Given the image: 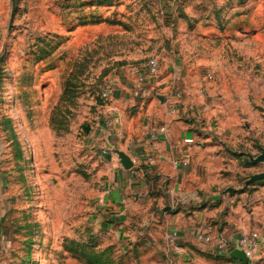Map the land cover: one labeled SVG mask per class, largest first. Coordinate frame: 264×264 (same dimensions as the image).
<instances>
[{"label": "rangeland", "instance_id": "1", "mask_svg": "<svg viewBox=\"0 0 264 264\" xmlns=\"http://www.w3.org/2000/svg\"><path fill=\"white\" fill-rule=\"evenodd\" d=\"M169 116L194 146L173 210L214 242L256 234L264 264V0H0L6 264H242L197 239L168 254L162 231L149 247L154 201L110 220L116 150Z\"/></svg>", "mask_w": 264, "mask_h": 264}, {"label": "crops", "instance_id": "2", "mask_svg": "<svg viewBox=\"0 0 264 264\" xmlns=\"http://www.w3.org/2000/svg\"><path fill=\"white\" fill-rule=\"evenodd\" d=\"M167 1L172 2V0ZM166 120L167 122L163 124L166 126V132L159 135V143L156 147L151 146L147 136L141 138L138 143L128 146L127 151H124L133 160L132 168H125L120 161L114 163L116 165L115 173L110 178L109 195L105 200L106 203L108 202L107 206L112 209L109 212L110 220L123 221L124 224L132 218L130 215H134L135 218L140 215L133 214V211L141 209L140 207L145 208L141 204L142 201H154L147 212L149 221L146 220V223L149 226L143 230L149 247L156 244L157 239L154 234L161 233V231L163 234H167L172 229L179 230L182 246L189 241L194 242L196 240L194 235L198 230L209 231L208 233L213 231L212 227L202 222L201 214L186 216L185 213L189 212L183 209L173 210L175 193H178L182 184L186 185L189 175L187 173L193 168L190 161L192 155L190 154L193 152L194 146L191 142V132L182 128L185 124L183 121H174L170 116L166 117ZM149 154L153 155L151 162L148 159ZM174 160H189L190 167L188 165L175 166ZM168 185L170 189H167ZM7 190L5 174L0 172V264L7 263L5 257L10 247L9 229L6 222L12 201L10 192ZM178 195L182 197L183 193L179 191ZM186 199V196L182 197L183 201ZM133 231L135 232V229L131 230L132 233ZM225 233L227 234V232ZM163 243L166 253L175 252L166 239L163 240ZM170 263L173 264V261L170 260Z\"/></svg>", "mask_w": 264, "mask_h": 264}, {"label": "built area", "instance_id": "3", "mask_svg": "<svg viewBox=\"0 0 264 264\" xmlns=\"http://www.w3.org/2000/svg\"><path fill=\"white\" fill-rule=\"evenodd\" d=\"M158 61L156 59H151L148 61L145 69L148 70L150 74H156L158 71ZM112 91L107 90L105 92V95L107 96L110 94ZM171 112H175V109H172ZM121 117L116 118V122L120 123ZM166 132V126L161 125L158 128L152 130L149 134V140L150 144L152 147H156L157 144L159 143V135L163 134ZM104 153H108V150L106 149ZM148 159L151 162L153 160V155L149 154ZM173 164L175 166L178 165H187V161H180V160H174ZM195 238L197 241L205 244H212L216 249L223 250V253H228L230 254V251L233 249H242L245 251L247 257H248V262L247 264H252V260L254 258L255 252L259 249L261 245L260 238L254 234V235H249V234H240L238 236H235V238L231 240H224V241H213V237L208 233L205 232L204 230H198L197 233L195 234ZM165 239L167 240V243L171 247V249L175 252H180L182 250V245L180 244V239L181 235L179 230L177 229H172L170 230L166 235Z\"/></svg>", "mask_w": 264, "mask_h": 264}, {"label": "water", "instance_id": "4", "mask_svg": "<svg viewBox=\"0 0 264 264\" xmlns=\"http://www.w3.org/2000/svg\"><path fill=\"white\" fill-rule=\"evenodd\" d=\"M116 152L119 155L120 162L122 163V165L127 169L132 168L133 160L131 159V157L124 151L116 150ZM230 254L233 258L241 260L242 264H247L248 257L244 250L236 248V249H233Z\"/></svg>", "mask_w": 264, "mask_h": 264}]
</instances>
